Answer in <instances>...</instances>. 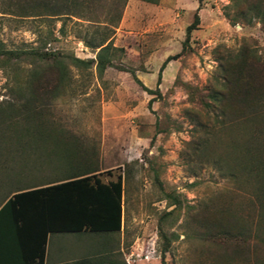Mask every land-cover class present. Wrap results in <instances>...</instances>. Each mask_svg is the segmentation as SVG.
Wrapping results in <instances>:
<instances>
[{
  "label": "rangeland",
  "instance_id": "rangeland-1",
  "mask_svg": "<svg viewBox=\"0 0 264 264\" xmlns=\"http://www.w3.org/2000/svg\"><path fill=\"white\" fill-rule=\"evenodd\" d=\"M232 2L202 0L198 8V0H126L109 38L123 52L115 51L101 74L94 62L70 66L67 85L36 120L76 136L102 181L121 175L126 264H161L162 258L164 264H264L262 253L254 254L256 238L264 252V108L255 117L230 115L222 125L218 111H204L198 98L220 79L221 59L242 46L264 73V24L247 23ZM111 3L95 9L96 22L80 15L46 19L34 15L35 4L0 0V42L5 49L44 46L95 59L97 49L83 39L101 30ZM195 12L199 23L182 52ZM12 83L13 75L0 68V101ZM143 86L158 88L160 96ZM77 145L48 142L21 158L10 147L0 172L20 170L21 183L51 181L63 166L78 165L70 157ZM55 149L60 157L49 155ZM9 184L5 179L0 190ZM159 230L170 240L165 253Z\"/></svg>",
  "mask_w": 264,
  "mask_h": 264
},
{
  "label": "trees",
  "instance_id": "trees-1",
  "mask_svg": "<svg viewBox=\"0 0 264 264\" xmlns=\"http://www.w3.org/2000/svg\"><path fill=\"white\" fill-rule=\"evenodd\" d=\"M20 1V0H17ZM35 4L34 15L46 19L53 17L70 18L80 15L88 21L99 19L95 9L101 7L106 0H22ZM157 3L158 0H142ZM202 0H198V8ZM126 0H112L110 9L105 16L103 26L92 31L91 38H84L85 46L96 50L95 59L84 60L64 52L48 51L45 47L30 49H5L0 42V68L8 75H13V83L8 88L9 97L0 101V161L3 152L11 149L12 154L27 157L30 152L48 142L58 144L62 139L78 142L70 153L77 166H63L60 173L54 174L51 181L34 184L33 181L21 183L16 181L19 171L0 172V186L6 179L7 191L0 190V214L3 210H11L14 218L30 221L31 226L40 232V242L37 250L38 263L43 260V249L48 231H119L122 226V195L123 183L121 175L116 179L104 182L97 173V166L90 161V152L79 144V139L63 131H55L54 127L44 129L40 121L48 110L51 99L63 91L69 79V67L86 68L95 63L101 74L108 66H112L114 52H123V48L112 45L110 34L120 19ZM233 5L241 8L242 17L247 23L259 19L264 24L263 2L261 0H233ZM244 7V8H243ZM246 8V9H245ZM245 9V10H242ZM91 13V16H88ZM94 17V18H93ZM236 17L230 18L234 24ZM199 23L197 12L193 20L186 26L185 38L182 42V52L189 46L191 32ZM63 24L60 29L63 33ZM52 33L49 32L48 36ZM249 50L242 46L233 53L222 58L219 67L220 79L213 78L210 87L198 98L201 107L206 112L218 111L219 120L216 124L226 123L230 115L258 116L264 108V73L252 62ZM172 58L167 56L162 62L157 76V86L160 83L161 71ZM27 65V66H26ZM189 87V86H188ZM150 94L160 92L145 86ZM194 97L191 93L190 100ZM151 100L148 105H150ZM26 139V141H24ZM59 140V141H58ZM11 153V152H10ZM60 157V150H54L49 155ZM23 157V158H24ZM13 158V157H12ZM10 159V161H13ZM19 160V158H18ZM110 175V174H109ZM16 178V179H15ZM25 185V186H23ZM6 189V188H5ZM177 201V200H174ZM229 228H231L229 226ZM164 244L161 252L169 249L170 240L159 230ZM231 233L229 238H231ZM255 256H264L262 244L255 239ZM233 249V248H232ZM236 251V249L234 250ZM240 252V251H238ZM259 256V257H261ZM258 257H256L257 259ZM161 264H164L163 258Z\"/></svg>",
  "mask_w": 264,
  "mask_h": 264
},
{
  "label": "crops",
  "instance_id": "crops-1",
  "mask_svg": "<svg viewBox=\"0 0 264 264\" xmlns=\"http://www.w3.org/2000/svg\"><path fill=\"white\" fill-rule=\"evenodd\" d=\"M121 230V229H120ZM119 231H48L38 263L40 232L11 210L0 214V264H126Z\"/></svg>",
  "mask_w": 264,
  "mask_h": 264
}]
</instances>
